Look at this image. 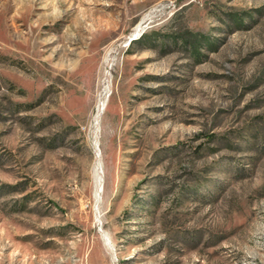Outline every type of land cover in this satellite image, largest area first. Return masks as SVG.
Listing matches in <instances>:
<instances>
[{
    "label": "rangeland",
    "instance_id": "obj_1",
    "mask_svg": "<svg viewBox=\"0 0 264 264\" xmlns=\"http://www.w3.org/2000/svg\"><path fill=\"white\" fill-rule=\"evenodd\" d=\"M0 264H264V0H0Z\"/></svg>",
    "mask_w": 264,
    "mask_h": 264
},
{
    "label": "bare ground",
    "instance_id": "obj_2",
    "mask_svg": "<svg viewBox=\"0 0 264 264\" xmlns=\"http://www.w3.org/2000/svg\"><path fill=\"white\" fill-rule=\"evenodd\" d=\"M98 168V171H99V173H100V170H99V167H97ZM101 182V179H100V177H99V183ZM99 190V189H98Z\"/></svg>",
    "mask_w": 264,
    "mask_h": 264
}]
</instances>
